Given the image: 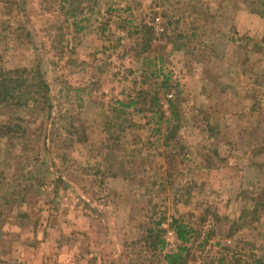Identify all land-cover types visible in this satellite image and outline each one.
I'll use <instances>...</instances> for the list:
<instances>
[{"label": "rangeland", "instance_id": "rangeland-1", "mask_svg": "<svg viewBox=\"0 0 264 264\" xmlns=\"http://www.w3.org/2000/svg\"><path fill=\"white\" fill-rule=\"evenodd\" d=\"M15 70L0 264H264V0H0Z\"/></svg>", "mask_w": 264, "mask_h": 264}, {"label": "trees", "instance_id": "trees-1", "mask_svg": "<svg viewBox=\"0 0 264 264\" xmlns=\"http://www.w3.org/2000/svg\"><path fill=\"white\" fill-rule=\"evenodd\" d=\"M26 71L15 70L9 72L0 71V103L12 102L16 108H23L28 104H38L41 100L47 99L48 88L39 73L33 82L23 77ZM186 232L183 227L176 230V236L179 240H184ZM181 253L166 255L165 261L168 264H179Z\"/></svg>", "mask_w": 264, "mask_h": 264}, {"label": "built area", "instance_id": "built-area-1", "mask_svg": "<svg viewBox=\"0 0 264 264\" xmlns=\"http://www.w3.org/2000/svg\"><path fill=\"white\" fill-rule=\"evenodd\" d=\"M157 28V30L159 29L158 27H156Z\"/></svg>", "mask_w": 264, "mask_h": 264}]
</instances>
